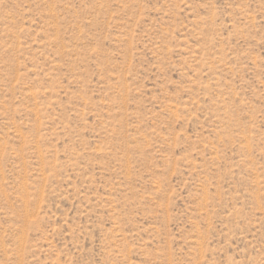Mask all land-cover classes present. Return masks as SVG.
<instances>
[{"label":"rangeland","instance_id":"374dc122","mask_svg":"<svg viewBox=\"0 0 264 264\" xmlns=\"http://www.w3.org/2000/svg\"><path fill=\"white\" fill-rule=\"evenodd\" d=\"M0 264H264V0H0Z\"/></svg>","mask_w":264,"mask_h":264}]
</instances>
